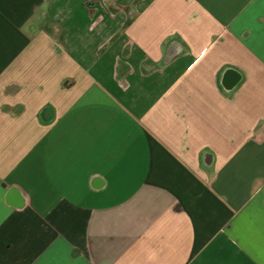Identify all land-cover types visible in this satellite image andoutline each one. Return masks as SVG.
<instances>
[{"label":"crops","instance_id":"crops-1","mask_svg":"<svg viewBox=\"0 0 264 264\" xmlns=\"http://www.w3.org/2000/svg\"><path fill=\"white\" fill-rule=\"evenodd\" d=\"M0 264H264V0H0Z\"/></svg>","mask_w":264,"mask_h":264}]
</instances>
